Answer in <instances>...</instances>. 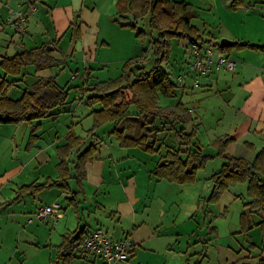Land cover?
Masks as SVG:
<instances>
[{
	"label": "crops",
	"instance_id": "obj_1",
	"mask_svg": "<svg viewBox=\"0 0 264 264\" xmlns=\"http://www.w3.org/2000/svg\"><path fill=\"white\" fill-rule=\"evenodd\" d=\"M116 2L117 0H108L112 11L101 15L94 0H64L63 3L57 0L54 5H50L49 0H30L35 13L28 16L26 30L19 36L13 26L6 22V18L17 8L18 0H0V61L4 57H12L15 53L21 54L24 50L35 48H45L50 53L51 49L66 38L69 44L72 42V46L67 48L68 51L63 56L84 55L86 59H99L97 66H89L84 70L82 84L85 82L87 87L84 96L74 89L72 97L70 89L66 101L59 106H65V109L54 107L47 116L30 121L0 122V264H104L99 258L82 254L78 246L71 251L68 260L56 261L59 254L57 247L64 235L73 236L74 233L81 232L80 235L83 236L98 226L113 238L128 235L133 240L134 246L129 258L119 264H207L206 246L210 242H219L220 248L230 250L232 264H259V259L264 260V240L260 226H253L245 233L240 232V214L250 210L246 205L250 201L246 181L231 185L219 195L217 201L207 203L206 198L210 194L207 193L212 188L211 175L217 171H204L209 160L204 168L197 171L195 181H170L153 173L154 167L162 160L161 156L169 150L162 147L163 144L157 145L158 137L150 134L149 139L155 140V148L159 149L151 153L140 147L121 145L112 133L118 127L123 129L124 135H135L137 126L132 127L129 122L124 124L126 117L117 123L107 121L95 127L92 114L95 109L92 107L99 103L90 105L87 98L93 92L89 88L95 85L92 81L96 67L105 65L106 59L110 61L107 55L112 52L116 63L122 66L127 59L140 57L144 49L142 41L135 36L133 30L112 20L117 11ZM228 3L232 10L245 7V11H251L254 7L242 5L233 9L230 0ZM59 4L62 6L61 10L64 9L63 6L67 7V16H71L73 11L77 12L71 16V20H62L67 25H63L65 29L60 37L57 34V23L53 21ZM40 7H43V15L37 12ZM73 23L76 24V29L70 27ZM236 35L226 31L222 37L236 40ZM236 41L264 45L250 40ZM18 47L21 53L17 52ZM48 47L51 49L48 50ZM229 47L225 51L232 59V51L235 49L237 52L251 50L264 54L258 49L236 48L234 45ZM102 48L104 49L100 55ZM147 60L142 61V64H146ZM55 61V65L44 69H35L33 64L27 65L19 74L14 75L5 74L0 65V77L12 82L6 96L11 99L20 98L23 91L39 77H55L61 85L60 79L66 75V68L71 67L66 59ZM59 68L62 70L58 71ZM215 72L212 67L201 76L205 83L214 82L212 88L218 83L219 90L214 88L213 95L218 93L214 91L221 92L227 85L223 75ZM253 75L256 79L264 78V68L261 71L255 70ZM61 86L71 87L67 84ZM250 95H246V100ZM160 97L159 95L157 104L162 109L172 108L180 102L160 105ZM259 98L260 102L230 106L233 109L226 112L221 110L222 103L217 106L223 111L217 124L227 114L230 118L228 130L233 134L224 133L215 139L227 136L233 139L228 148L230 155L252 161L264 147V86ZM62 110L68 111L66 114L70 115L69 118H64L71 124L66 126L64 123L66 128L62 125ZM165 119L170 122L172 120L171 117ZM84 120L91 123L79 130L78 127ZM108 122L113 123L112 128ZM149 128L159 129L154 126ZM251 130L255 137L245 140ZM68 132L79 141L67 152L65 172L59 166V153L68 142ZM237 132L239 135L235 136ZM194 135L193 131L192 143L200 147L203 153L204 149L194 141ZM215 139L211 141L212 145ZM175 145L177 148H185L178 140ZM243 149L246 151L243 152ZM216 152L217 149L214 156ZM48 181H56L60 185L52 184L18 195L17 191L24 185ZM60 197H63V201L59 200ZM54 201L61 204L55 219L49 217L44 223L28 221L29 215L37 207ZM237 203L239 206H236ZM260 216L255 209L250 210L253 223L257 224L261 220ZM9 229L13 237L11 244H8ZM223 238H229L230 241L223 242ZM236 238H241L243 244ZM30 245H35L34 250L42 247V252L46 251L45 248L49 249L48 257L34 259L33 255L37 256L39 253L32 254ZM226 256L227 254L224 256L225 260Z\"/></svg>",
	"mask_w": 264,
	"mask_h": 264
},
{
	"label": "trees",
	"instance_id": "obj_2",
	"mask_svg": "<svg viewBox=\"0 0 264 264\" xmlns=\"http://www.w3.org/2000/svg\"><path fill=\"white\" fill-rule=\"evenodd\" d=\"M254 0H230L231 8L238 6H252ZM261 1V0H260ZM116 13L112 20L120 26L128 27L141 41L146 32L138 25L137 18L146 19L149 34H152L150 46L152 49V65L148 70L144 69L140 57L129 58L121 66V72L111 89L96 83L89 90H93L87 98L89 104L99 103L101 107L92 111L95 127L107 121L119 122L129 115V110L134 107L131 114L136 116L138 126L135 135L123 134V129L115 127V134L121 145L136 146L147 152H156L154 141L149 137L155 136L160 130L149 128L158 119L171 117L175 123H184L189 119L187 108L182 102H177L174 107L162 109L158 106L159 94L171 97L174 95L176 83L170 79V73L163 66L168 58L169 40L172 37L185 39L189 44H197L200 47L205 40L198 29L191 24V19L196 15L190 3L183 0H117ZM236 48L248 47L264 52V45L237 42ZM224 47L222 49H229ZM55 58L45 48L24 50L21 54L15 53L12 57H4L0 61L5 74H19L21 69L33 64L35 69L49 68L55 65ZM139 66V67H137ZM107 82V81H106ZM12 82L0 77V122L30 121L35 118L47 116L54 107L61 106L67 99L69 90L74 88L81 93L87 90L85 82L78 87H65L57 83L55 77H39L29 88H26L18 99L6 96ZM109 89V90H107ZM174 128V126H173ZM176 137L185 148L178 147L167 150L161 156V162L153 169L158 177L170 181L184 183L193 182L199 169L204 168L211 156L203 154L200 147L192 143L193 132H185L181 126L175 129ZM150 134H152L150 136ZM68 142L59 153L60 168L65 170V157L69 149L78 143L79 139L70 132L67 135ZM233 139L231 137L217 138L213 145L216 147V156L223 159L219 169L211 175L212 189L207 203L217 201L219 195L231 185L239 182H247V197L250 201L246 204L250 210L255 209L261 214V220L255 224L250 217V210L240 214V232L245 233L253 226L259 225L264 240V147L258 151L252 161L242 157H236L228 153V148ZM58 184L44 182L41 184L31 183L22 186L18 195L27 190L37 191L45 186ZM60 185V184H58ZM64 186V185H61ZM81 232L66 234L63 236L57 249L59 254L56 261L68 260L71 251L78 246ZM62 264V263H59ZM66 264V263H63ZM259 264H264L259 259Z\"/></svg>",
	"mask_w": 264,
	"mask_h": 264
},
{
	"label": "rangeland",
	"instance_id": "obj_3",
	"mask_svg": "<svg viewBox=\"0 0 264 264\" xmlns=\"http://www.w3.org/2000/svg\"><path fill=\"white\" fill-rule=\"evenodd\" d=\"M60 3H63L64 0H59ZM97 4V7H99L101 11V15L109 14V12L112 11L111 7L108 5V0H94ZM187 3H190L193 7V10L195 11V16L191 19V24L194 25L202 38L206 42H219L220 38H222V35L224 32H232L237 34L235 37L236 40H250L255 42H260L264 44V0H254L252 3L254 7L251 9V11H245V7H239L236 10H232L229 8L228 0H183ZM57 0H49L50 5H54ZM25 6L31 7L30 0H25ZM56 12H54V19L53 21L56 24V29L58 37H60L63 33V30L65 29V23H63V19L65 20H71V16L76 14L75 11H73V14L71 16H67V12L65 9L66 6H63V10H61V4H59ZM43 7H40L37 12L41 15ZM30 11V9L28 10ZM35 13V10L34 12ZM33 13H30L28 16L32 15ZM48 17V16H47ZM103 17H100L102 19ZM28 20V17H27ZM44 22V19H42ZM138 25L141 29H143L146 32V36L142 40L143 48L141 53L144 54L142 56H145V58H142L141 61H145V59H148L146 64H144V69L148 70L152 65V49L150 46V40L152 37V34L154 36V33L149 34V29L147 25L146 19H140L137 18ZM59 24V25H58ZM27 25V22H26ZM63 25H65L63 27ZM70 27L73 29H76V24L73 23L70 25ZM26 30V27H25ZM46 31V29H45ZM130 31V30H128ZM16 32V31H15ZM25 32V31H24ZM23 33V32H22ZM56 33V32H55ZM20 36L19 33H16ZM230 36L229 34H227ZM54 36V33H53ZM72 46V42L69 44L68 38L63 39L61 43H59L58 46H56L54 49H51L50 54L55 59H66L67 63L71 67L70 69L66 68V75L62 77L61 85L67 84L71 87H78L82 85V82L84 80V70L85 68L89 66H97L96 64H99V59L92 58V59H86L84 55L78 56L74 55L73 57H66L63 56L64 52H67L68 49ZM68 48V49H67ZM104 48L100 49V55L102 54V50ZM240 52V51H238ZM237 50H233L232 53L234 60L237 63V66L234 70H227V69H220L216 70L215 73H221L223 75L224 79L227 81V85L224 87V89L219 91L216 95H213L212 92L214 88L216 90L218 89V83L216 84V87L212 88V84L214 82H208L205 83L201 80V76L204 74V72H194L189 69L188 61L191 58L190 53V44L183 38L178 37H172L169 40V55L167 60L164 62L163 66L166 68V70L170 73V79L176 83V87L174 88V95L171 97L163 96L159 94L160 97V105H164L166 102L175 103L176 101H180L183 103L184 107L187 108V112L189 114L188 121L184 122V125H179L178 123H175V121L170 122L169 120L164 119H158L157 122L153 125L154 127L159 128L160 130L155 132L157 145L163 144L166 149L172 150L177 148L175 145V142L177 143V140L179 139L176 137L175 129L180 128L181 126H184L185 132H193L196 134V140L195 142L199 143L203 147V153L208 154L210 156H213L209 159L205 170L207 173L210 171L218 170L223 160L215 155V146L211 144V141L215 139L216 137H219L221 134L224 133H231L228 129H230V125H228V119L229 116L224 117L221 120V123L217 124V119L222 117V113L224 111H228L229 109L232 110L233 108L230 106H243L246 102H253L254 101H261L259 98V94H261L264 86V78H254L253 72L255 70H263L264 68V58L262 53L260 52H254L251 50H243L242 52L238 53ZM228 54V52L226 51ZM229 55V54H228ZM63 56V57H62ZM108 60L106 59L105 65H99L95 69V77L93 83H100V85L103 87H107L111 89L110 86H114L117 79L120 75V64L116 63V61L113 58V52L111 55H107ZM190 64V63H189ZM211 66L210 68H212ZM240 67V68H239ZM209 69V68H208ZM207 69V70H208ZM62 70L61 68L58 69V71ZM206 70V71H207ZM1 71V70H0ZM240 71L242 73H240ZM88 74H90L88 72ZM180 75H185L184 81L179 80ZM71 76V77H70ZM107 81V82H106ZM93 86V85H92ZM209 87H211L209 89ZM227 87V88H226ZM107 89V90H109ZM70 94H73L72 97H74V88H71ZM84 93L81 94V96ZM251 94L247 100L246 95ZM171 100V101H167ZM72 99H70L71 101ZM69 101V102H70ZM228 102L229 104H227ZM223 104L221 110L217 107L219 104ZM68 107V104H65ZM101 105L97 104L93 106V109H99ZM59 107V106H58ZM63 107H59V109H65ZM85 108V106H83ZM91 107H89L90 109ZM91 108V109H92ZM244 108V107H243ZM57 109V108H56ZM90 109V110H91ZM191 109V110H190ZM247 109V108H244ZM63 113H61L62 116V125L65 123L66 126H70L71 124L66 122L69 118L68 111L62 110ZM134 107H131L129 110V115L126 116L124 119V124L127 125L129 122L132 127L138 126V120L136 119V116L134 114H131L134 112ZM92 120V119H91ZM26 123V122H24ZM91 123V122H90ZM87 121H83L81 126L78 127L79 130H81L84 126L90 124ZM110 124V127H113L112 122H108ZM65 124L63 125L64 128H66ZM174 126V128H173ZM98 127V126H97ZM150 127V126H149ZM110 128V129H111ZM57 129L59 130V126H57ZM65 130V129H64ZM134 130V129H133ZM131 132V130H128ZM101 132V131H100ZM160 135V137H159ZM239 133H235V136H238ZM248 137H245V140H250L251 138L255 137V134H253V131L251 130L249 133H247ZM250 138V139H249ZM159 139H161L159 142ZM239 138L237 139V142H239ZM254 140V139H252ZM155 141V140H154ZM159 143V144H158ZM237 148L240 146H236ZM243 152L246 150L243 149ZM212 188L209 189L210 193ZM245 194V193H244ZM60 201H63V197H60ZM38 202V201H37ZM236 206H239L237 203ZM237 209V208H236ZM234 212H236L234 210ZM34 212H32L30 216H32ZM31 222V221H29ZM32 222H38L36 220H33ZM31 222V223H32ZM38 223H44L43 221H39ZM8 234H10V237L8 239V244H11L12 235L10 233V229L8 230ZM229 239V238H228ZM227 238H223V242L228 240ZM237 241L243 244L241 241V238H236ZM230 240H228L229 242ZM222 242V244H223ZM35 245H30V251L32 254L39 253L35 256L34 259H41V257H48V251L49 249L45 248L46 251L42 252V247H40L38 250H34ZM215 247V248H213ZM245 247V246H244ZM41 249V250H40ZM227 248H220L219 242L218 244L214 242L207 243L206 246V263L207 264H232V254L230 250H227ZM227 254V259H224V256ZM2 255H5L4 252H2ZM8 264V263H4Z\"/></svg>",
	"mask_w": 264,
	"mask_h": 264
},
{
	"label": "built area",
	"instance_id": "obj_4",
	"mask_svg": "<svg viewBox=\"0 0 264 264\" xmlns=\"http://www.w3.org/2000/svg\"><path fill=\"white\" fill-rule=\"evenodd\" d=\"M25 4V0H18L17 8L6 18V22L12 25L16 33L19 34L25 31L27 17L35 10V7H26ZM29 9L30 11H28ZM189 54H191V58L187 63L189 69L194 72H205L211 66L216 70L232 71L237 66L236 61L230 58L225 49H222L217 42L205 41L201 47L197 44H190ZM178 78L180 81H184L185 75H180ZM60 209L61 204L56 201L42 204L36 208L28 221H44L49 217L55 219ZM133 246L134 242L128 235L113 238L98 226L81 237L78 249L85 256L101 259L104 264H119L129 258Z\"/></svg>",
	"mask_w": 264,
	"mask_h": 264
},
{
	"label": "water",
	"instance_id": "obj_5",
	"mask_svg": "<svg viewBox=\"0 0 264 264\" xmlns=\"http://www.w3.org/2000/svg\"><path fill=\"white\" fill-rule=\"evenodd\" d=\"M237 43L236 40H232V39H229V38H226V37H222L220 38L219 42H218V45L221 47V48H224V47H228V46H233ZM51 47H48V50H50ZM17 52L18 53H21V49H19V47L17 48Z\"/></svg>",
	"mask_w": 264,
	"mask_h": 264
}]
</instances>
